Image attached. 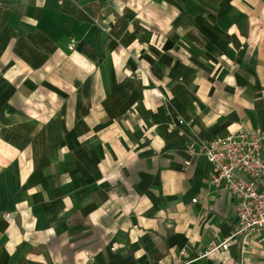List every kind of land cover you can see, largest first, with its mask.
<instances>
[{
  "label": "crops",
  "instance_id": "obj_1",
  "mask_svg": "<svg viewBox=\"0 0 264 264\" xmlns=\"http://www.w3.org/2000/svg\"><path fill=\"white\" fill-rule=\"evenodd\" d=\"M256 129L264 0H0V264H264L186 152Z\"/></svg>",
  "mask_w": 264,
  "mask_h": 264
},
{
  "label": "built area",
  "instance_id": "obj_2",
  "mask_svg": "<svg viewBox=\"0 0 264 264\" xmlns=\"http://www.w3.org/2000/svg\"><path fill=\"white\" fill-rule=\"evenodd\" d=\"M186 152L190 158L204 156L212 166L211 183L237 200L233 234L212 244L208 252L227 249L230 239L236 235L246 237L256 233L261 235L260 241L264 244V133L260 129L240 130L209 141L193 139ZM184 164H190L189 158Z\"/></svg>",
  "mask_w": 264,
  "mask_h": 264
},
{
  "label": "rangeland",
  "instance_id": "obj_3",
  "mask_svg": "<svg viewBox=\"0 0 264 264\" xmlns=\"http://www.w3.org/2000/svg\"><path fill=\"white\" fill-rule=\"evenodd\" d=\"M183 122V120L181 119V121L179 120V123H182Z\"/></svg>",
  "mask_w": 264,
  "mask_h": 264
}]
</instances>
